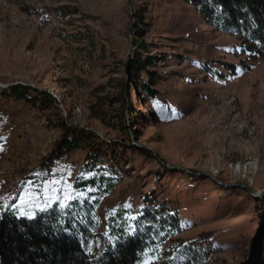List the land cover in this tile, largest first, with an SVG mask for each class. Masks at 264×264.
I'll return each instance as SVG.
<instances>
[{
    "label": "rangeland",
    "instance_id": "obj_1",
    "mask_svg": "<svg viewBox=\"0 0 264 264\" xmlns=\"http://www.w3.org/2000/svg\"><path fill=\"white\" fill-rule=\"evenodd\" d=\"M139 51L155 60L158 97L131 84L137 114L128 130L109 105L107 122L94 118L92 109L121 93ZM16 86L56 105L18 102ZM61 123L114 144L104 153L111 160L89 170V152L77 151L45 178ZM94 177L112 188H74ZM76 200L102 222L121 208L179 218L174 242L140 264H264V58L183 0H0V208L32 216Z\"/></svg>",
    "mask_w": 264,
    "mask_h": 264
},
{
    "label": "trees",
    "instance_id": "obj_2",
    "mask_svg": "<svg viewBox=\"0 0 264 264\" xmlns=\"http://www.w3.org/2000/svg\"><path fill=\"white\" fill-rule=\"evenodd\" d=\"M183 1L193 6L207 25L238 37L241 47L252 58H264V0ZM135 18L142 17L135 15ZM139 25L135 31L138 35L144 31V23ZM134 42L139 50L144 49L137 40ZM136 54L127 65V75L130 74L119 85L118 97L106 99L98 112L92 109V116L105 123L110 117L106 108L109 105L118 114L116 119L124 130L136 123L137 112L126 98L132 83L141 94L151 99L158 97V78L153 73L155 60L144 59L140 51ZM226 67L233 75L237 74L234 66ZM145 73L149 81L142 79ZM11 91L14 100L26 102L34 109L51 110L56 105V99L45 91L24 86L12 87ZM60 127L61 140L41 164L40 171L45 178L52 174L59 161L77 151L89 152L88 160L92 159L87 165L89 170L97 169L98 162L111 160L104 153L106 148H114V144L102 142L90 131L73 125L61 123ZM99 184L106 185L107 190L112 188L98 177L76 183L74 188L95 190L97 186L102 188ZM92 210L89 204L78 200L66 209L55 204L45 211H35L32 216L21 215L15 206L1 207L0 264H140L161 245L173 243L180 231V219L164 208L137 212L121 208L104 222Z\"/></svg>",
    "mask_w": 264,
    "mask_h": 264
},
{
    "label": "snow or ice",
    "instance_id": "obj_3",
    "mask_svg": "<svg viewBox=\"0 0 264 264\" xmlns=\"http://www.w3.org/2000/svg\"><path fill=\"white\" fill-rule=\"evenodd\" d=\"M32 199H33V198L30 197V198L28 199L27 202H31ZM51 200H52V197H51V196H48V197H47V201H51ZM25 202H26L25 199H24V198H21V204H23V203H25ZM46 206H47V204H46ZM4 207H5V209H7L8 205H5ZM65 207H66V206H65Z\"/></svg>",
    "mask_w": 264,
    "mask_h": 264
},
{
    "label": "water",
    "instance_id": "obj_4",
    "mask_svg": "<svg viewBox=\"0 0 264 264\" xmlns=\"http://www.w3.org/2000/svg\"><path fill=\"white\" fill-rule=\"evenodd\" d=\"M129 74H130V73H129ZM129 74H128V75H129Z\"/></svg>",
    "mask_w": 264,
    "mask_h": 264
}]
</instances>
